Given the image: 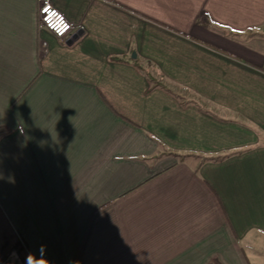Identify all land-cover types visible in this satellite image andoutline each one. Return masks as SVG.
<instances>
[{
    "label": "crops",
    "instance_id": "1",
    "mask_svg": "<svg viewBox=\"0 0 264 264\" xmlns=\"http://www.w3.org/2000/svg\"><path fill=\"white\" fill-rule=\"evenodd\" d=\"M52 3L0 0V264H264V0Z\"/></svg>",
    "mask_w": 264,
    "mask_h": 264
},
{
    "label": "built area",
    "instance_id": "2",
    "mask_svg": "<svg viewBox=\"0 0 264 264\" xmlns=\"http://www.w3.org/2000/svg\"><path fill=\"white\" fill-rule=\"evenodd\" d=\"M39 25L59 38L66 37L74 27V23L54 6L52 0H39Z\"/></svg>",
    "mask_w": 264,
    "mask_h": 264
},
{
    "label": "trees",
    "instance_id": "3",
    "mask_svg": "<svg viewBox=\"0 0 264 264\" xmlns=\"http://www.w3.org/2000/svg\"><path fill=\"white\" fill-rule=\"evenodd\" d=\"M134 64L139 67L140 69H145V67H143L142 64H140L137 60L134 61ZM151 65V64H150ZM149 78L151 81H154L155 77L153 76L152 73L149 72ZM158 83V82H157ZM12 132L11 128L9 127H6V126H0V140L6 136V135H9L10 133ZM218 158V157H217ZM212 159H214L212 157ZM216 159V158H215ZM210 264H221L217 259H214Z\"/></svg>",
    "mask_w": 264,
    "mask_h": 264
},
{
    "label": "clouds",
    "instance_id": "4",
    "mask_svg": "<svg viewBox=\"0 0 264 264\" xmlns=\"http://www.w3.org/2000/svg\"><path fill=\"white\" fill-rule=\"evenodd\" d=\"M31 260H33V261H34V260H35V258H34V257H33V258H31ZM41 261H43V260H41Z\"/></svg>",
    "mask_w": 264,
    "mask_h": 264
},
{
    "label": "water",
    "instance_id": "5",
    "mask_svg": "<svg viewBox=\"0 0 264 264\" xmlns=\"http://www.w3.org/2000/svg\"><path fill=\"white\" fill-rule=\"evenodd\" d=\"M133 57L135 58V57H136V55H135V54H133Z\"/></svg>",
    "mask_w": 264,
    "mask_h": 264
}]
</instances>
